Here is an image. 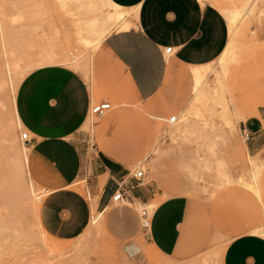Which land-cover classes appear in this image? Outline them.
<instances>
[{
    "label": "rangeland",
    "instance_id": "rangeland-1",
    "mask_svg": "<svg viewBox=\"0 0 264 264\" xmlns=\"http://www.w3.org/2000/svg\"><path fill=\"white\" fill-rule=\"evenodd\" d=\"M199 1L220 9L228 21L233 11L239 17L234 55L224 73L217 59L201 65L206 93L191 109L189 66L171 68L149 102L136 99L108 65L100 64L101 47L85 48L77 36V25L97 14L80 0H0V264H221L236 235L251 232L264 238V118L259 117L263 129L255 135L257 148L251 149L242 134L247 118L257 116V106L264 112V0ZM46 48L78 61L79 70L67 67L92 82L93 103L111 107L103 117L90 113L76 141L90 150L99 141L108 144L119 159L130 162L132 172L144 171L142 187L154 194L146 205L112 201L110 207L132 205L139 213L145 206L152 213L150 205L164 199L189 200L191 221L182 256L159 254L142 235L141 252L131 255L97 224L96 214L84 233L71 240L52 237L41 227L43 191L25 173L22 150L28 143L21 134L28 132L17 124L13 103L24 74L19 71ZM26 69L25 75L32 70ZM170 116L178 121L170 123ZM154 145L158 151L145 160Z\"/></svg>",
    "mask_w": 264,
    "mask_h": 264
},
{
    "label": "crops",
    "instance_id": "crops-1",
    "mask_svg": "<svg viewBox=\"0 0 264 264\" xmlns=\"http://www.w3.org/2000/svg\"><path fill=\"white\" fill-rule=\"evenodd\" d=\"M111 1L137 8V17L130 20L129 29L113 30L100 42L98 62L108 65L136 99L149 102L155 101L171 68L189 66L192 99L193 67L216 60L229 40V21L223 12L199 0ZM169 47L172 53L166 54ZM67 66L48 63L32 69L20 81L15 96L16 114L29 136L25 173L43 191L38 207L41 227L52 237L71 240L84 233L96 214L97 224L101 222L106 234L125 244L131 255L141 252L142 235L159 254L182 256L191 221L186 197L173 196L150 205L154 210L147 232L141 230L132 205L110 207L122 181L130 204L146 205L154 194L132 177L130 162L119 159L108 144L99 141V147L95 144L90 150L76 141L93 104V84ZM94 73L97 84V58ZM255 112L257 116L243 123L252 134L251 149L258 147L256 138L263 129L264 112L258 106ZM156 146L145 160L158 151L159 145L153 153ZM83 184L86 194L77 188ZM221 264H264V238L251 232L236 235L227 243Z\"/></svg>",
    "mask_w": 264,
    "mask_h": 264
},
{
    "label": "bare ground",
    "instance_id": "bare-ground-1",
    "mask_svg": "<svg viewBox=\"0 0 264 264\" xmlns=\"http://www.w3.org/2000/svg\"><path fill=\"white\" fill-rule=\"evenodd\" d=\"M57 1L59 2V0H57ZM80 1H81L80 2L81 5L86 6L90 9H92L93 11L97 12V14H95V16L92 17L91 19L88 18V19L83 20V22L80 21L82 23L77 25L76 32H77L78 39H79V41L82 42V44L84 45L85 48L97 47L100 44V42L113 30V28H117L120 30L129 29L131 26H133V23H132V21H130V19L127 18V16H133V18L137 17V8H124V7H121V6L113 3L111 0H80ZM61 2L64 3V0L63 1L61 0ZM136 4H138V3H136ZM58 9H60V7ZM64 9H62V10H64ZM238 15H239L238 11H233L232 15L229 17V19H230V21H229L230 37H229V40H228L224 50L217 57V60H216V63L219 65V67L223 73L225 72L227 63L230 61L229 59H231V56L234 55V51L232 49V41H233L232 38L236 32V23H237L236 19H237V17H239ZM73 32H74V29H73ZM234 45H235V43H234ZM54 51H51L48 48H46L45 50H43L42 53L38 54L35 57V59H33L32 61L27 63V67L30 69H35V68H37L43 64L48 65V63L49 64L50 63H57V64L62 63V64L69 65V66L75 68L76 70L80 69L79 68V62L72 59L69 56L70 54H68L67 52L57 53ZM27 67H25L19 71L20 74L24 73L22 75V78L25 76V72L27 70L26 69ZM193 75H194V79H195V88H194L193 97L190 101V108L191 109H193L197 105V103L200 102L202 97L205 96L206 92H203V90H204V86L207 85V76L205 75V67L194 66L193 67ZM201 103H202V101H201ZM13 109H14V115H15L14 118H15L17 124L22 126V123L19 120V118L16 114V110H15V97H14ZM225 112H226V110H225ZM226 113H228V112H226ZM226 120H229V119H226ZM227 123L229 124V128L233 130L234 125L231 124V121H227ZM6 131H7V133H10L9 128ZM157 146L153 150V153H155L157 151ZM28 151H29V146H27L25 144V146L22 150V153H23L22 161L24 163V168L26 167L25 165H26V161H27ZM256 162L252 164L253 167H256L258 165L257 164L258 162L257 163ZM30 182L33 185H35L32 181H30ZM77 188L79 190L83 191L82 187L79 186ZM33 206H35V205H33ZM150 207H152V206H150Z\"/></svg>",
    "mask_w": 264,
    "mask_h": 264
},
{
    "label": "built area",
    "instance_id": "built-area-1",
    "mask_svg": "<svg viewBox=\"0 0 264 264\" xmlns=\"http://www.w3.org/2000/svg\"><path fill=\"white\" fill-rule=\"evenodd\" d=\"M166 54H171V48H166L164 51ZM110 104L108 102H99V103H93L90 107V113L95 115L96 117H103L104 114L110 109ZM178 119L176 116H172L169 119L170 123H175L177 122ZM242 134L244 136L245 141H248L251 139V133L249 131H247L244 127L242 129ZM21 139L25 142L28 143L29 142V137H28V133L24 132L21 134ZM132 177L142 183L144 182V178H145V173L142 169H137L135 172L132 173ZM126 191H127V185L124 183V181H122L119 185L117 190L115 191V193L112 196V201L113 202H117V203H121L123 201H127V195H126ZM139 223H140V228L143 232H147L150 229L151 226V213L149 211V209L145 206H143L140 210H139Z\"/></svg>",
    "mask_w": 264,
    "mask_h": 264
}]
</instances>
